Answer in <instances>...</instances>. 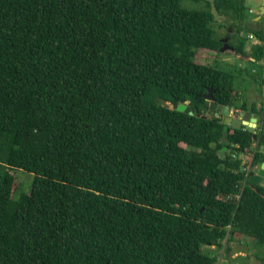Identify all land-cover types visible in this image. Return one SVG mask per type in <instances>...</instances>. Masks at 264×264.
Here are the masks:
<instances>
[{
	"label": "trees",
	"instance_id": "obj_1",
	"mask_svg": "<svg viewBox=\"0 0 264 264\" xmlns=\"http://www.w3.org/2000/svg\"><path fill=\"white\" fill-rule=\"evenodd\" d=\"M181 1L0 0V264H218L225 243L264 248V187L241 191L242 157L264 163V118L253 140L208 110L210 89L247 103L234 72L196 54L227 38L264 87V27L245 25V0ZM249 34L262 44L247 52Z\"/></svg>",
	"mask_w": 264,
	"mask_h": 264
},
{
	"label": "rangeland",
	"instance_id": "obj_2",
	"mask_svg": "<svg viewBox=\"0 0 264 264\" xmlns=\"http://www.w3.org/2000/svg\"><path fill=\"white\" fill-rule=\"evenodd\" d=\"M262 1L263 0H245V7L247 9V12H249V10H252L253 13L249 14L247 13V19L245 20V25L249 26L252 29H260L264 27V24L262 21H260L259 24H257L256 21H251L254 17H260V13L262 10ZM188 6L189 9H203V3H194L188 0H184L180 2V6ZM212 12L214 13V10L212 9ZM216 18L218 19L219 16L216 14ZM223 18V19H222ZM221 21L219 20V22H226V25L230 24L231 21L229 20L228 17H222ZM262 20H264V16L262 17ZM256 22V23H253ZM215 27L217 28V31L219 32V34L223 37H226V27H218L217 22L215 23ZM231 30V33H233V30ZM237 32V31H236ZM243 34V30H240L239 36H241ZM258 45L261 44L260 41L255 40L254 42H249L247 43V46L250 45ZM208 50H203V49H199L197 50L196 54H197V58L198 60L201 57L200 62H202V64L207 65V66H211V67H216L222 71H230V72H234L235 75V92L237 97L239 98L238 100V104L243 103V102H248L253 103V104H259L261 102V91H262V87L259 85V83H255L252 78L251 75L249 74V71L253 68V66H251L250 64L248 65V61L247 60H243V64H247L246 68L241 67L240 61L238 60V58L236 57L235 54H233L232 52H226L224 54H220L219 52H212L214 55L212 54H204L205 52H207ZM224 58L225 60H220L219 63L217 62L216 58ZM257 84V85H256ZM169 108H172V105L170 104H166ZM207 117L212 116V114H210L209 112L206 113ZM27 174L24 172H19L18 173V177L19 179H23V181L25 183H28L30 181L31 176H26ZM24 177V178H23ZM32 179V178H31ZM261 187H264V179L262 180ZM30 184H28L27 186L24 187V190H29ZM242 246H244L245 248H247L246 251L241 250L238 251L236 250L233 253V248H229L228 253H222L221 254V258H222V264L227 263V264H262V258L264 257V248L256 245L251 238L249 237H243L242 240L240 241ZM215 248V247H213ZM224 246L222 248V251H224ZM226 252V251H225ZM233 253V255H231ZM228 254V255H227ZM221 262V260H220Z\"/></svg>",
	"mask_w": 264,
	"mask_h": 264
},
{
	"label": "water",
	"instance_id": "obj_3",
	"mask_svg": "<svg viewBox=\"0 0 264 264\" xmlns=\"http://www.w3.org/2000/svg\"><path fill=\"white\" fill-rule=\"evenodd\" d=\"M262 10H261V13H260V17L259 19L261 18V16L264 15V0L262 2ZM227 41L228 39L227 38H224L222 40H220V42L223 44L222 48L219 50L220 53H224L225 51L227 50H232L228 45H227ZM204 99L207 100L209 102V105H208V110L212 111L215 113V116L216 117H221L222 118V123L226 126H229V127H232L234 129H241L242 126H246L248 128V132L251 134L252 136V139L255 140L256 139V133H255V123L257 122V119L254 118V116L252 115H249L248 113H246L243 117V119H234L232 117V112H231V109L229 106H222V105H219L215 99L213 98V92H212V89H210L208 91V93L204 96ZM187 108V103H182V104H179L177 107H176V111L177 112H184ZM194 113L193 112H189V115H193ZM197 116H199L197 113H196ZM206 118V117H204ZM243 121V122H242ZM245 122V123H244ZM264 179V163L260 166V169L258 170V172L254 175H252L250 178H249V184L251 185H255V186H258L261 184L262 180ZM232 245V248H233V253L238 250V251H241V250H244L246 251L247 248H245L244 246L242 245H236L234 243L231 244ZM217 248H213V247H205L203 248L201 254L202 255H205V254H212V255H216L217 254ZM232 253V254H233ZM231 254V255H232ZM225 264V263H224Z\"/></svg>",
	"mask_w": 264,
	"mask_h": 264
},
{
	"label": "flooded vegetation",
	"instance_id": "obj_4",
	"mask_svg": "<svg viewBox=\"0 0 264 264\" xmlns=\"http://www.w3.org/2000/svg\"><path fill=\"white\" fill-rule=\"evenodd\" d=\"M247 103V107L245 108V110L243 111V113H241L242 111H240V114H237L235 113V109L231 106L230 109H231V112H232V117L235 119L238 115H241V114H246L248 113L249 115H252L254 116V118L257 119V122L254 124L255 125V128L257 129V127L259 126L260 124V120L261 118L263 117L264 118V107L261 106V104H256V105H252L253 103ZM259 113V114H258ZM236 119H239V116L236 118ZM243 122V121H242ZM245 123V122H244ZM226 243L224 244V251H220V253H224L225 254V249H226ZM228 255V254H227Z\"/></svg>",
	"mask_w": 264,
	"mask_h": 264
},
{
	"label": "built area",
	"instance_id": "obj_5",
	"mask_svg": "<svg viewBox=\"0 0 264 264\" xmlns=\"http://www.w3.org/2000/svg\"><path fill=\"white\" fill-rule=\"evenodd\" d=\"M248 37H249V40H253L252 35H249ZM261 106L264 107V92L262 93V96H261ZM231 158L233 160H237L235 154H232ZM241 160H243V164H245L244 167L242 168V172L244 173V177L241 181V191H242L243 188L245 187V185L249 183L248 181H249V178L251 177V175L253 173H255L257 170H254L252 168V156L242 157ZM238 198H239V196L237 197V199Z\"/></svg>",
	"mask_w": 264,
	"mask_h": 264
},
{
	"label": "clouds",
	"instance_id": "obj_6",
	"mask_svg": "<svg viewBox=\"0 0 264 264\" xmlns=\"http://www.w3.org/2000/svg\"><path fill=\"white\" fill-rule=\"evenodd\" d=\"M263 2V1H262ZM251 11V12H250ZM247 13H249V14H252L253 13V11L252 10H249V12H247ZM247 16V15H246ZM264 16V15H263ZM262 16V17H263ZM255 18V17H254ZM259 18V17H258ZM260 20H262V18H260L258 21H256L257 23H259L260 22ZM252 21V20H251ZM256 22H253V23H256ZM264 22V21H263ZM264 24V23H263ZM231 32V31H230ZM249 35H252V37H253V40H249ZM248 36H247V43H249V42H254L255 40H257L255 37H254V35L253 34H249ZM262 44V43H261ZM260 44V45H261ZM227 45H228V41H227ZM253 45V44H252ZM251 46V45H250ZM250 46H247L246 47V51L247 52H249L250 51ZM230 47V46H229ZM231 49H232V47H230ZM226 52H233V50H227V51H225L224 53H226ZM220 53V52H219ZM224 53H220V54H224ZM249 59V58H248ZM254 61V59H249V64L251 65V62H253ZM260 65H264V58H263V60L261 61V63H259ZM242 67V66H241ZM245 68H246V66H245ZM251 70H253V68L251 69ZM262 87V91H261V96H262V93L264 92V87L263 86H261ZM260 104H261V102H260ZM235 113H237V114H240V110H238V109H235ZM241 113H243V111L241 112ZM245 115V114H244ZM244 115L243 114H241V115H238L239 116V119H243V117H244ZM237 116V117H238ZM220 117V116H219ZM236 117V118H237ZM235 118V119H236ZM222 119V118H221ZM243 127H245L247 130H248V128L246 127V126H242V128ZM255 133H256V128H255ZM263 164V163H262ZM261 166V165H260ZM252 168L254 169V170H257L255 173H253L252 175H254V174H256L257 172H258V170L260 169V167H253L252 166ZM251 175V176H252ZM249 182V181H248ZM249 184V183H248ZM234 244H236V245H241V244H238V243H234ZM230 246H231V248H232V245L230 244ZM220 254V260H221V262H220V260L218 261V264H222L223 262H222V258H221V253H219ZM233 255V254H232ZM225 264H227V263H225Z\"/></svg>",
	"mask_w": 264,
	"mask_h": 264
},
{
	"label": "crops",
	"instance_id": "obj_7",
	"mask_svg": "<svg viewBox=\"0 0 264 264\" xmlns=\"http://www.w3.org/2000/svg\"><path fill=\"white\" fill-rule=\"evenodd\" d=\"M259 20V18L258 17H255V18H253L252 19V21H258ZM204 54H212V55H214L213 53H211L209 50L207 51V52H205ZM236 57L238 58V60L240 61V64H241V66L243 67V68H245V66L247 65V64H243V60H247V61H249V59H243V58H241L240 56H237L236 55ZM217 59V62L219 63V61L222 59V60H225L223 57L222 58H216ZM248 65H249V63H248ZM252 66V65H251Z\"/></svg>",
	"mask_w": 264,
	"mask_h": 264
}]
</instances>
